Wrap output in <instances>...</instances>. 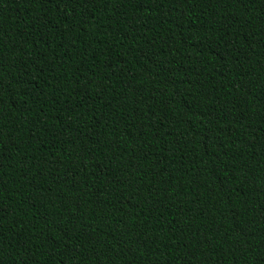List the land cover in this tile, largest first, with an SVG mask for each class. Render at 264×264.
Returning <instances> with one entry per match:
<instances>
[{
  "label": "trees",
  "instance_id": "16d2710c",
  "mask_svg": "<svg viewBox=\"0 0 264 264\" xmlns=\"http://www.w3.org/2000/svg\"><path fill=\"white\" fill-rule=\"evenodd\" d=\"M0 264H264V0H0Z\"/></svg>",
  "mask_w": 264,
  "mask_h": 264
}]
</instances>
